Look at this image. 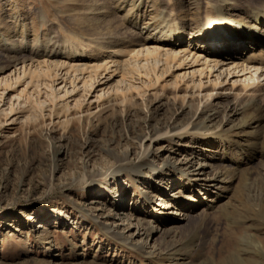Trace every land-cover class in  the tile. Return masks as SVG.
<instances>
[{"label":"rangeland","instance_id":"rangeland-1","mask_svg":"<svg viewBox=\"0 0 264 264\" xmlns=\"http://www.w3.org/2000/svg\"><path fill=\"white\" fill-rule=\"evenodd\" d=\"M115 1L96 0L101 11L95 12L90 0H0V35L16 32V15L29 33L27 51L44 36L63 51L78 37L96 40L112 30L121 35L128 27L126 10L115 8ZM168 1L178 21L195 23L192 14L204 3L148 0L143 7L147 22L150 13L170 9ZM241 1L242 7L251 2ZM238 10L226 13L235 18ZM198 14L203 17L204 10ZM191 27L198 32V26ZM3 44L0 76L12 71L8 50L18 51ZM21 90L0 91V264H238L245 251L264 264V153L237 159V151L227 154L226 143L210 139L240 126L242 117L234 110L238 102L228 97L207 103L218 117L205 124L218 128L200 137L182 132L154 138L165 125L198 122L204 103L194 117L187 102L174 106L167 97L156 101L148 93L135 97L128 115L108 110L87 124L88 114H78L64 127V118H50L49 109L39 121L28 120ZM96 105L91 109L98 114ZM261 116L248 135L264 136ZM245 134L232 137L243 141ZM142 143H151L148 165L135 173ZM115 157L126 161L117 163ZM244 162L247 181L239 173ZM223 168L234 179L220 183ZM146 230L154 234L148 238ZM188 240L191 246L176 262L163 252V243L182 246Z\"/></svg>","mask_w":264,"mask_h":264},{"label":"bare ground","instance_id":"bare-ground-1","mask_svg":"<svg viewBox=\"0 0 264 264\" xmlns=\"http://www.w3.org/2000/svg\"><path fill=\"white\" fill-rule=\"evenodd\" d=\"M90 1L94 3V6H89L90 10L94 7L95 12L101 11L95 9L96 0ZM115 3V8L126 10L124 20L128 27L121 35L112 30L102 33V38L96 40L78 37L63 51L56 47L54 39L45 36L43 39L36 38V45L27 51L29 33L25 20L19 15L14 16L16 32L8 37L0 35V44L13 49L17 46L18 51L8 50V58L13 61L12 71L0 76V91L5 94L22 87L19 98H25L28 105V110L23 112L28 120L39 121L49 109L50 118H64V127H68L71 118L78 114H88L84 119L87 124L92 117L98 118L108 110L114 115L115 110L120 109L121 114L128 115L135 106V97L144 98L148 93H152L149 96L156 101L162 99L161 96L167 97L174 106L180 102L184 107L187 102V106L195 111L194 117L198 114V107L204 103L196 120L198 122L182 126L176 122L165 125L154 138L182 132L200 137L202 133L217 129H210L205 124V121L210 124L215 122L218 117L210 113L206 104L213 99L231 97L239 103L234 110L239 112L242 123L230 135L220 131L212 134L210 139L226 143L224 152L227 154L237 151V159L255 152L256 155H263L264 136H251L246 131L251 125H259L263 121L264 0H251L244 7L241 0H204L192 14L196 23L178 21L180 15L170 1V9L164 8L156 16L150 13L148 22L146 11L143 12L148 0H116ZM233 8H239L235 18L226 13ZM200 10H204L203 17L198 14ZM194 25L198 26V32L191 27ZM130 30L138 33L131 34ZM50 46L54 47L50 50ZM21 54L23 57L19 58ZM136 81L140 83L137 86L134 85ZM44 96L50 104L48 108L42 101ZM92 99L94 102H91ZM241 104L243 107H240ZM95 105L101 109L98 114L92 113L91 108ZM14 110L11 107L10 113ZM242 133H246L243 141L232 137ZM150 146L151 143L148 146L141 144L142 156L135 173L148 165ZM115 160L117 163L126 161L120 157H115ZM240 166V177L247 181L248 164L244 162ZM234 177L223 168L219 182ZM244 189L247 192L246 184ZM209 192L210 188H207L205 194ZM216 196L222 197L221 194ZM261 214L264 216L263 210ZM145 234L150 238L154 231L146 230ZM189 240L182 246L163 243V252L176 262L183 249L191 246L192 241ZM229 249V254L233 255V250ZM251 254L245 251L242 258L236 261L238 264L261 263H258L260 257L257 256L259 259L256 261L257 258L254 259Z\"/></svg>","mask_w":264,"mask_h":264}]
</instances>
